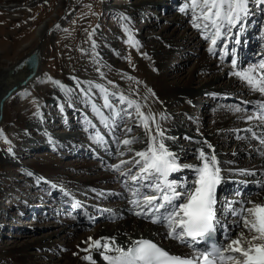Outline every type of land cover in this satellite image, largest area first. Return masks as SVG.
I'll use <instances>...</instances> for the list:
<instances>
[{"label": "bare ground", "instance_id": "obj_1", "mask_svg": "<svg viewBox=\"0 0 264 264\" xmlns=\"http://www.w3.org/2000/svg\"><path fill=\"white\" fill-rule=\"evenodd\" d=\"M15 3H17V1L14 2V0H9V2L4 6V9L10 12L17 11L19 7ZM187 3L188 0H185L184 4L179 7V11L180 8ZM252 3L253 2H250V4ZM160 5L164 6L162 0H142L137 4V6L135 4L130 5V8L134 9L136 13L137 11H142L143 9L146 10L147 6L156 7ZM252 5H254V3ZM252 5H250V7H252ZM166 6L167 5H165V7ZM263 6L264 5H259V7ZM109 8L113 9V7L107 5V9ZM121 9L124 10V7H121L116 11L121 12ZM252 9L256 8L252 7L251 10ZM250 11L249 15L241 21V23L243 24V28L237 27L233 29V32H239L240 39L244 41L247 40L248 44L250 45L249 50L256 52V61L254 62V64H256L259 62V60L264 59V18L262 19L261 16L262 10L261 12H259V14L256 12V10L254 11V13L256 12V14H251ZM121 13L123 14V17L126 18V21L130 19L127 18V14H125L124 11ZM186 15L190 16L188 23H185L186 28L196 30V28L192 26L193 21L190 9H187L184 13H182L181 11H177V13L169 15V18L167 17L168 22H170V25L179 27L182 25V22L185 19ZM257 19H260V21L261 19L263 20V27L259 36H257V34L255 33L259 30V24L257 27L255 26ZM165 30V28H162L161 32L158 33L156 38L152 39V43H150L146 47L149 54L155 60V63H157V66L161 64L168 51L172 50L175 46H180L182 42L184 43V46H187L188 48L193 44L194 38L199 37L200 40H206L205 38H202L201 34L198 35V33L196 32H191L190 34L182 32L180 35H176L177 38L174 39L173 37L175 36L176 30L172 31L170 37H166L163 35V32ZM197 30L198 32H200L199 29ZM40 37H42V35ZM139 38L141 39V37ZM224 38L225 37H223V39ZM154 42L156 44H154ZM258 44L259 47L255 49L254 47L258 46ZM218 46H220L219 40L217 41L215 51L212 54H210L209 51L203 53L200 52L198 57L195 58L196 62L192 72L187 73L186 75H184V77H181V75L177 74L176 76H174V80L171 81V83H167V80L164 79L163 76L166 75V72L164 71H159L154 75L147 72L144 74L147 80V84L138 85L135 83L136 85H134V83L128 81L127 78L122 76L120 77L116 73H114L113 76L117 78L116 81L108 82L106 80L107 82H104L106 78V75L104 74L106 72L110 73V71L100 73L98 72L96 75L94 74V72L90 73V69H85V72L77 75V72L75 70L69 71L66 67L65 75L61 83L69 91L62 92L59 89L61 92L60 95V92L58 93V91L46 87L47 91L43 95L44 102L49 103L50 106L53 107V110H51L52 108H50L49 112L46 114V112H43L42 109H39V115H36V111L30 115L25 114L23 117H17L18 123L16 125H19L21 127L19 128L20 133L17 136L19 140L16 141V146H23L24 148L36 150L42 147L40 145V142L46 139V141L48 142L45 143L46 145L48 144L47 149L54 151V148L57 147L59 151L62 150V152L60 151L62 156L70 153H74V155L77 156L78 153L82 150L81 147L83 146L85 148L87 157L94 155V157H96L94 159V162H96L97 164H106V166H103L106 173L97 172L98 175L94 176H85L84 178H65L63 180H60L58 184H60L61 187L66 188L67 192L68 190H74V193L71 194L72 197L86 190L87 192H89L88 199L90 200L86 201V199L83 198L84 200H82L83 202L81 201L80 208L75 209L74 207H68L66 205L65 200H67L68 198L65 197L64 194H62L61 198H65L64 202H61L62 207L64 208H61V204L59 207L61 208V212H65V219H70V226L63 229L59 228L58 231H47L42 237L34 239L32 238L30 241L22 242L17 246L13 245L9 247H2L0 249V258L12 260L16 264H81L79 260L87 254L83 251V249L88 247V245L86 243H82V241H86L89 237L95 240L102 236H116L118 242L126 243L128 237L126 235H123V233L131 234L133 237H139L143 235L146 238H151L172 253H188L186 249L178 246L176 242L163 239L162 237L164 235V230L162 228H158L154 225H151L150 223H146L143 220H138L136 219V217L130 215L128 210L129 192L122 189L119 185H115L110 182L113 179L110 166L118 163L119 159H129L133 154L127 153L124 157H115L117 145L112 143L113 137L109 134V128H106L100 122V119L92 111V107H90V111H88L89 115L84 114L87 112L83 113V110H87L88 106L83 105V101H81L82 99L79 100V103L81 104V107H83V109L80 110L81 114H79V118L76 117L78 108L76 107L77 105H75L72 101L74 95H76L75 91H77V89H82L85 93H89L92 100L94 101V105L105 114H108V110L103 107V94L97 87H95L96 85H102L103 89H106L108 91L109 103L117 109H119L120 106L117 107L114 101H119L118 97L120 95H123L126 99H132V101L139 104L141 106V110L146 114L149 111L150 104V97L146 93V89H151L155 97L154 99H156L154 101V111L156 113L157 119L159 120L162 128L165 129L166 135L176 137L175 142L166 141V143L174 152L178 153L181 163L195 162L193 153L195 148L199 146L196 143L185 140L184 137H190L191 141L206 139L214 146L218 160L221 162V167L224 170L222 175L225 178L224 182L219 185L217 189V198L219 202H221L220 193L223 192L225 194L224 196H226L229 201H232L235 204L237 199L234 196H231V190L233 186L240 182H249V184L252 185L251 182L255 181L262 183L263 189L254 196L242 197V200L250 199L254 202L264 203V155H261V152H264V148H261L260 145L255 143L249 136L248 132L236 131L237 129L242 130L251 126L256 132H260V128L256 127L255 121L245 123L244 120L241 119V117L245 115L243 109H246L248 113H251L250 107L253 104H256L257 101L264 98L260 97L258 93L251 92L248 87L244 85L237 77L228 75V73L232 70V67L229 64L225 65V62L221 61V59L219 58L218 54L220 52V49L218 48ZM242 48H239L238 50L241 65L246 58V54L242 51ZM102 52V57L109 54V52H107L106 50L99 51V53ZM205 57H207V59ZM102 61L105 63V65L106 62H110L106 58H104ZM110 64L111 62L109 63V65ZM248 66L250 65L243 64L242 66H238V68L243 69ZM208 73L212 74V77L210 79H206L204 82L195 81L199 78L198 74H202L201 78H206V74ZM39 74L40 69L37 76L23 89L31 85L33 81L39 76ZM69 77H74V81H72ZM23 89H21L20 91H22ZM84 89H87V91H85ZM17 93L12 95L9 100ZM112 93H115L116 95L113 96L111 95ZM202 93H204L203 95H209L211 93L210 95H212L214 99L219 100L217 101L219 103V106L214 114H210L211 118L209 120H204V124L196 122L198 124L195 125L192 123V117H190L191 115L188 111L190 107L189 105L194 103L195 98L200 99V101L202 102V98L205 97L202 96L200 98L199 95H202ZM84 99H86V97H84ZM232 99H240L243 102L249 103L240 104L235 100L233 101ZM56 103H59L60 107L63 109V112H60L61 114H57V112H59V107ZM17 104H19V106L21 105L20 103ZM233 105L240 106L242 108V111L240 113H234L229 110L230 106ZM208 109L210 110L211 108ZM71 110H76L71 114L73 115L74 121L70 122V120H72V118L70 117L71 119H69V124L66 125L64 124V119L66 120L68 118L67 115H69L70 113L66 114L65 116V112H70ZM130 111L134 112V110ZM161 113L166 114L168 116V119H160L159 114ZM195 115L196 113H193V116ZM56 118H59L61 123L57 124L59 125L58 127L61 128V131L63 133L65 132L64 135H59L58 137V134L54 132L56 125L53 124ZM86 121L90 122V124ZM123 123L125 124V126H131L133 125V123L134 125H136L135 114H133L131 119L125 116ZM120 124L121 123H119V126ZM125 126L123 128H125ZM26 127H32V129H35V133L41 134L44 139H42V136L31 139L29 135L30 133L26 132L28 131ZM43 128H45L46 131H44ZM119 130L120 129L117 128L116 135L121 139L125 138L123 136L124 134L122 135L123 132L119 133ZM153 131H155V129H153ZM196 131L198 133H196ZM96 133H99L104 137L106 143L103 147H99L95 142H93ZM226 135L231 136L230 140L229 137L225 138ZM237 135L246 138L238 140L236 138ZM90 136L92 137V139H90ZM134 137H139L142 140L147 139L143 127L141 133ZM78 140L81 143L74 144V141ZM35 141L39 142L34 143ZM231 141H233V150H225L224 148H226V146ZM251 141H253L255 144H252ZM132 147L136 150H141L145 147V144L137 143L132 145ZM64 149L67 150L65 151ZM205 151H207V149H205ZM109 153H112V155H109ZM26 154L28 155V153ZM14 155L15 151H12L11 154L7 150L4 152L2 151L0 154L2 165L10 162ZM29 155H31V153H29ZM36 155L37 153H35L32 157ZM47 156L48 158L52 157V155L50 154H47ZM80 157L81 158L78 159H82V155H80ZM73 158L77 159L75 156H73ZM94 164L95 163H93V167ZM72 169H74V167H72ZM241 169L247 170L249 172H254L255 175H241L239 174V170ZM62 170L63 169H60V172H57V175L64 176V171ZM74 170L79 171L78 173H80V171L85 173L90 172V169L84 165ZM29 171L33 173L32 177L26 175V173ZM52 171H54V163L52 161H49L45 164L32 162L27 167L22 169V174L25 177L33 179L35 183H40L39 187H42V189H44L42 185L44 184L49 188L56 190V188L52 187V184H55V182L50 181L41 175V173L44 172L49 176ZM182 175L184 176V178H186L185 180L190 182L191 174L188 170L174 173L173 178L178 179L179 177H182ZM45 181H47V183H45ZM230 185H232V188H229ZM96 186L101 188V190L104 192V197L102 198V200L109 199L111 210H113L115 213H118L123 217V219H117L115 222H111V213L109 212H107V214H105L104 212L98 213L99 215L97 214V219L99 220L96 221H87L86 217H81V214L83 213L86 214L87 212H90V214H92L94 210L98 209L99 207V202H96L98 198H94V196L92 195V190L96 189ZM111 192H115L116 195H109V193ZM33 193L34 192L30 193V196L32 198H35V200L29 197V201L21 205L22 208H20L19 211H24L25 213L28 212V214H31L32 211L35 212L37 208L45 207V202H51L49 201L51 197L47 198V200H41L35 195L32 196ZM54 197L52 198V201H55ZM36 198H38L39 200ZM36 201L38 202L35 203ZM26 205L29 206L27 207ZM51 206L52 205H50V207ZM219 206L220 203L217 205V207ZM66 207L69 208L72 212L74 211V215L69 216V214L66 213ZM29 209L31 211H29ZM86 216L90 217L89 214H87ZM11 218H16V216H11ZM231 221V218L227 219V223L232 226ZM3 223L4 219L2 218V220L0 221V225ZM239 230L240 229H237L233 232L232 238L236 237V232ZM153 233H159V235H153ZM62 249L64 250L62 251ZM73 253H76V255H73ZM92 255L94 259H96L97 264H103V261L100 260V257L97 253L93 252ZM82 261L83 263H87L83 259Z\"/></svg>", "mask_w": 264, "mask_h": 264}, {"label": "rangeland", "instance_id": "obj_2", "mask_svg": "<svg viewBox=\"0 0 264 264\" xmlns=\"http://www.w3.org/2000/svg\"><path fill=\"white\" fill-rule=\"evenodd\" d=\"M16 1L17 3L15 4L19 9L10 12L4 9V6L9 0H0V75L5 67L29 53L35 47L41 35L43 39V56L39 76L31 85L20 91V93L18 92L9 101L7 100L2 110V121L0 124V133H2V137H0V154L2 151H8V149L11 148L12 151H15V155L12 160L5 165H2V161L0 160V221L2 218L4 219V223L0 225V249L2 247L20 245L22 242L30 241L32 238L42 237L47 231H58L59 228L63 229L69 227V224H71L70 219H65V212H61L60 210L64 208L61 202L63 203L65 200V198H61V195L63 191H66V188L58 184L60 180L75 177L84 178L85 176L98 175V173H106L103 167L106 166V164H97L94 162L96 158L94 155H91L92 157H87L83 146L77 156L74 155V153L62 156V150H60V152L57 147L54 148V151L47 149L48 144L46 145L45 143L48 142L46 139L40 142L42 147L36 150L24 148L23 146H16V141L19 140L17 137L20 133L19 128L21 127L16 125L18 123L17 117H23L25 114L30 115L39 111V109H42L46 114L49 112L50 108L53 110V107H51L49 103L44 102L43 95L47 91L46 87L56 90L58 93L60 90L50 83L49 77L61 82L67 67L69 71L75 70L77 75L85 72V69H90L89 72H94L96 75L98 72L110 71V73L106 72L104 74L106 75L104 82L116 81L117 78L113 77L114 73H116L120 77L127 78L128 81L134 83V85H146L147 80L144 76L145 73L148 72L154 75L159 71H164L166 72V75L163 76L164 79L167 80V83H171V81L174 80V76L177 74L184 77L187 73L192 72L196 62L195 58L198 57L200 52H208L210 46L209 39L200 40L199 37L193 39V44L188 47L189 49L187 46H184L182 42L180 46H175L172 50L168 51L159 66H157V63H155V60L147 51L148 49H146V47L152 43V39L156 38L162 28L166 29L163 32V35L166 37H170L172 31L176 30L175 36L173 37L174 39L177 38L176 35H180L182 32H186V34H190L191 32H196L198 35L201 34L197 29L192 30L186 28L185 23H188L190 18L189 15L185 16L182 25L179 27L170 25V22H168V16L177 13V11L180 12L179 7L184 4L185 0H162L164 6H147L146 10L143 9L136 13L134 9L130 8V5L135 4L137 6L142 0H14V2ZM107 5L113 7V9H107ZM165 5L167 6L165 7ZM250 5V10L252 7L256 8L250 11L251 14H256V12L259 14L262 10L261 16L263 19L264 6L259 7V5H255V3V6L252 5V7H250ZM121 7H124V10L121 9L120 11H124V13L127 14V18H130L128 21L124 19L121 12L116 11ZM255 10L256 12L254 13ZM262 19L261 21L260 19L256 20L255 26L257 27L259 24L257 36L261 34L262 27L264 26H262ZM121 25L128 27L132 38L139 43L138 48L132 47L130 43H126V41H128V36L122 31ZM89 33H92L91 39H89ZM139 37H141V39ZM93 42L96 44L95 49L92 48ZM154 44L156 43L154 42ZM104 50L109 52V54L102 57L103 52L99 53V51ZM104 58L110 61L111 64L109 65L110 62H106L105 65L102 61ZM205 58L207 59V57ZM226 64L228 63H225V65ZM97 69H99V71H97ZM153 69H155V71ZM198 76L200 79L198 78L195 81L204 82L206 79H210L212 74H206V78H201L202 74H198ZM129 77H132V79H129ZM69 78L74 81V77ZM100 88H103L102 85H100ZM84 90L87 91V89ZM146 91L145 92L150 97L148 113L156 115L154 111V101L156 100L154 99V94L152 91V93H149L148 89H146ZM22 93H26V95H21ZM75 93L76 95H74L72 102L77 105L76 107L78 109H76L78 113L76 117L79 118V114H81L80 110L83 109L79 100L82 99L83 105L88 106L87 110H83V113L87 112L84 113L85 115L89 113L88 111H90V107H92L94 101L89 93H85L82 89H77ZM59 94L61 95V92ZM203 94L204 93L199 95L200 98L205 96L202 98V102L200 99L195 98L194 103L189 105L188 111L191 115L190 117H192V123L195 125L198 124L196 122L204 124V120H209L219 106L217 102L219 100L214 99L212 95H210L211 93H208L209 95ZM84 97H86V99H84ZM232 100L240 104L243 103L240 99ZM114 102L117 107H127L126 105H121L119 101ZM17 103L21 105L19 106ZM56 104L59 107V112H57V114H61L60 112H63V109L60 107L59 103ZM208 108L211 109L209 110ZM75 111L76 110L65 112V116L68 113L70 114L67 115L68 118L66 120L64 119V124H69L68 122L71 118L72 120H70V122L74 121L73 115L71 114ZM193 113H196V115L193 116ZM133 114L135 113L133 112ZM59 123V118H56L53 122V124L56 125L54 132L58 134L57 137L65 134V132L63 133L61 128L58 127L59 125L57 124ZM124 126L125 124L121 123L118 128L123 129ZM130 127L133 129L129 134L130 136H136L142 131V127H136L134 123ZM26 129H28V131H25L30 133L31 139L42 136L41 134H36L35 129H32V127H26ZM43 129L46 131L45 128ZM119 133H121L120 130ZM196 133L198 132L196 131ZM123 134L124 133H122V135ZM228 137L230 140L231 136H225V138ZM42 139H44V137ZM5 140L8 141L7 144L4 142ZM37 142L39 141H35L34 143ZM251 142L255 144L253 141ZM80 143L79 140L74 141V144ZM232 143L233 141L224 149L233 150ZM26 153H28V155ZM29 153H31V155H29ZM35 153H37V155L32 157ZM47 154L52 155V157L48 158ZM80 155H82V159H78L81 158ZM73 156L77 159L73 158ZM49 161L54 163L53 174L51 173L48 176V174L43 172L41 175L50 181H54L55 185H57L56 190L44 184H42L44 187V189H42V187H39L40 183H35L33 179L25 177L22 174V169L32 162L45 164ZM93 163H95L94 167ZM82 165L88 167L90 172L85 173L80 171V173H78L79 171L74 170L80 168ZM72 167H74V169H72ZM60 169H63L64 176L57 175ZM111 174L113 176V179L110 181L112 184L119 185L124 190L125 182L129 185L131 184L130 180H126L125 177H120L119 173L112 171ZM185 179L186 178L182 175V177L176 180L178 183H181L184 182ZM61 189H63V191H61ZM32 192H34L32 196L35 195L41 200H47V198L51 197L49 199L51 202H45V207L37 208V210H35V212L32 211L31 214L19 211L20 208H22L21 205L29 201V197H31L30 193ZM68 192L72 194L74 190H68ZM111 193L116 194L115 192ZM88 194L89 192L85 190L74 196L73 199L79 203L84 199L89 201ZM92 195L94 198H98L96 202H99L98 209L95 208L96 210L91 214V217L96 220L97 214L104 212L102 210L111 209L109 205L110 200H102L104 192L98 186H96V189L92 190ZM53 197L55 201H52ZM31 199L35 200V198L32 197ZM37 202L38 201L35 203ZM65 202L68 206H73L72 200L67 199ZM60 204L61 208L59 207ZM50 205L53 207H50ZM65 210L69 211L68 208H65ZM29 211L31 210L29 209ZM66 213L72 216L70 212ZM104 213L107 214V212ZM11 216H16V218L12 219ZM79 261L81 264H87L83 263L82 259ZM0 264L16 263L9 259L0 258Z\"/></svg>", "mask_w": 264, "mask_h": 264}, {"label": "snow or ice", "instance_id": "obj_3", "mask_svg": "<svg viewBox=\"0 0 264 264\" xmlns=\"http://www.w3.org/2000/svg\"><path fill=\"white\" fill-rule=\"evenodd\" d=\"M250 2L253 0H188L180 11L184 13L187 9L191 10L192 26L200 30L202 38L210 40L208 51L213 53L214 46L217 45L219 39L239 37L240 33L233 32V29L243 28L241 21L249 15ZM254 3L264 5V0H254ZM121 28L128 36L126 43L138 48L139 43L132 38L128 27L121 25ZM91 38L92 33H89V39ZM95 47L96 44L93 42L92 48L95 49ZM225 55L226 50L220 49L221 61ZM231 66L229 76L237 77L251 92L258 93L264 98V59L239 69L235 48H233ZM48 79L62 92L69 91L60 81L50 77ZM95 87L103 94V107L108 110V114L102 112L94 104L92 111L100 122L109 128V134L113 137L112 143L117 145L115 157H124L127 153L133 154L129 159H119L118 163L110 166L113 172L131 181L130 185L126 182L124 184L125 190L129 192L130 215L162 228L164 230L163 239L173 240L188 248L190 252L183 255L173 254L151 238L143 235L133 237L131 234L123 233L128 237L126 243L118 242L116 236H102L95 240L89 237L86 241H82L88 245L83 249L87 254L82 259L87 264H97L92 255L95 252L103 264H264V203L250 199L237 201L235 204L232 201H225L222 205L223 212H221V209L217 207L220 203L217 198V189L225 178L222 175L224 170L214 146L206 139L191 141L190 137H184L185 140L199 146L193 153L195 162L181 163L178 153L166 143V141L175 142L176 137L166 135L156 115L144 113L139 104L126 99L123 95H120L118 99L121 105L126 104L127 107L117 109L109 103L108 91L100 88L99 85ZM148 91L151 93V89ZM21 95H26V93ZM133 109L136 127H143L146 140L130 136L133 129L127 125L120 129L125 138L121 139L116 135L119 123L124 122V117L132 118L133 112L130 110ZM229 110L240 113L242 108L233 105ZM243 111L245 115L241 119L245 123L255 121L260 132L257 133L251 126L236 131L250 132L251 138L258 140L260 147L264 148V99L256 102L251 113H248L246 109ZM36 115H39L38 111ZM159 115L160 119H168L166 114ZM236 138L240 140L246 137L237 135ZM90 139H92L91 136ZM4 142L8 143L7 140ZM93 142L99 147H103L106 143L99 133L95 134ZM137 143H144L145 147L136 150L132 145ZM8 152L11 154L12 149L9 148ZM261 155H264V152H261ZM183 170L190 172L191 180L178 183L173 178V174ZM239 174L255 175L254 172L244 169L239 170ZM26 175L32 177L33 173L29 171ZM52 187L56 188L57 185L52 184ZM63 194L72 200L74 207L81 206L73 199L71 193L63 191ZM109 195L114 194L109 193ZM237 195H242L239 189ZM102 211L111 213V222L123 219L111 209ZM229 216L233 218L231 229L227 224ZM237 229L240 230L236 232V237L232 238V232ZM218 230H222L220 235L227 243L217 240ZM153 235H159V233H153Z\"/></svg>", "mask_w": 264, "mask_h": 264}, {"label": "water", "instance_id": "obj_4", "mask_svg": "<svg viewBox=\"0 0 264 264\" xmlns=\"http://www.w3.org/2000/svg\"><path fill=\"white\" fill-rule=\"evenodd\" d=\"M42 41L41 37L29 53L2 70L0 75V124L4 103L37 76L43 56Z\"/></svg>", "mask_w": 264, "mask_h": 264}]
</instances>
